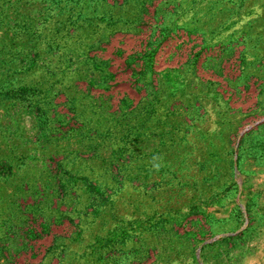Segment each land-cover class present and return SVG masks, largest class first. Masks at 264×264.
<instances>
[{"label":"rangeland","instance_id":"rangeland-1","mask_svg":"<svg viewBox=\"0 0 264 264\" xmlns=\"http://www.w3.org/2000/svg\"><path fill=\"white\" fill-rule=\"evenodd\" d=\"M0 264H264V0H0Z\"/></svg>","mask_w":264,"mask_h":264}]
</instances>
